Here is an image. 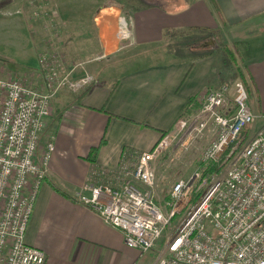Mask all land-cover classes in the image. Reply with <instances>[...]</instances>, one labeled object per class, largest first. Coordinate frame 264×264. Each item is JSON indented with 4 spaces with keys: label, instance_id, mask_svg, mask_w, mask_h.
<instances>
[{
    "label": "built area",
    "instance_id": "built-area-1",
    "mask_svg": "<svg viewBox=\"0 0 264 264\" xmlns=\"http://www.w3.org/2000/svg\"><path fill=\"white\" fill-rule=\"evenodd\" d=\"M117 37L119 50L132 38L124 15L117 20ZM38 67L42 89L0 78V264L45 263L43 251L25 241L55 147L49 135L40 150V136L56 92L94 80L87 72L73 77L76 67L62 71L56 54H41ZM197 102V110L180 116L149 150L125 149L116 165L95 167L75 198L118 228L125 245L141 254L165 235L152 264H264V131L243 143L240 137L257 118L249 93L237 79L205 90ZM205 132L212 135L196 170L173 183L170 209H164L153 192L154 162L170 136L199 138ZM218 161L220 171L204 173Z\"/></svg>",
    "mask_w": 264,
    "mask_h": 264
},
{
    "label": "crops",
    "instance_id": "crops-1",
    "mask_svg": "<svg viewBox=\"0 0 264 264\" xmlns=\"http://www.w3.org/2000/svg\"><path fill=\"white\" fill-rule=\"evenodd\" d=\"M215 2L216 6L211 0H137L129 9L132 38L122 50L118 49L117 9L101 11L97 25L103 57L93 74L90 72L94 80L78 90L62 86L56 92L39 140L41 150L53 135L55 147L25 241L43 251L44 264H139L140 258H146L127 247L122 232L78 202L75 195L91 180L95 167L116 165L124 148L149 150L180 116L197 110L200 94L233 82V73L225 68V55L218 53L213 39L227 31L240 40L258 39L251 32L253 14L248 15L258 7L256 0ZM4 8L0 6V10ZM6 20L8 14L1 17L2 22ZM8 24L1 27L5 34ZM14 35L19 45V35ZM4 56L0 66L9 58L16 61ZM249 61L245 66L251 76L264 69V54ZM16 62H25V57ZM84 72L89 73L76 70L73 77ZM36 88L42 89L43 82ZM261 111L264 113L262 106ZM101 140L91 162L90 149Z\"/></svg>",
    "mask_w": 264,
    "mask_h": 264
},
{
    "label": "rangeland",
    "instance_id": "rangeland-1",
    "mask_svg": "<svg viewBox=\"0 0 264 264\" xmlns=\"http://www.w3.org/2000/svg\"><path fill=\"white\" fill-rule=\"evenodd\" d=\"M136 1L0 0V6L4 5L6 7V9L0 10V57L9 55L10 57L13 56L16 61L22 56L25 57L23 63H17L12 58L4 62L0 66V78L16 79L35 87L41 85L42 75L37 64L39 56L43 53L58 55L64 65L62 71L76 67L75 71L78 70L79 73L84 69L88 70L89 74L94 72L99 67L98 61L101 60L99 58L101 56V46L97 25L98 17L102 14L101 11L115 7L117 9L116 21L120 15L128 18L129 9L133 8ZM145 1L161 3L164 0ZM256 4L258 9L249 12L248 15L253 14L251 17L253 21L251 32L259 35L258 39H251L250 42H248L250 38L240 40L237 34H230L228 31L213 39L218 53L225 55L227 62L225 68L233 73L232 80H242L237 68L242 71L248 84L251 108L255 111V114L259 115L252 123L253 125L251 124L245 142L250 141L256 134L264 131V113L261 111V106L264 111V69H261L256 76H251L249 69L245 66V62H251L249 60L264 54V0H256ZM7 14L9 20L2 22L1 17H6ZM8 21H10V24H8ZM18 22H20V25H17ZM7 24L10 26L8 31H11L13 35L8 31L5 34L1 30L2 26L4 28L8 27ZM22 26L25 29V39L21 38ZM18 27L20 31L17 32ZM14 34L19 37V45L16 44L17 38ZM3 36H7V38L2 39ZM203 40H206V38H203ZM227 48L234 53V62L229 61L227 58L225 54ZM22 50L24 51L22 52ZM1 100L2 94L0 93V102ZM168 131L170 130L163 132L161 136H165ZM211 135L210 132H205L199 138L186 137L179 140H177L178 138L176 140L171 138L172 136L169 137L171 140L170 145L154 162L156 185L153 192L156 202L161 207L164 206V209H170L167 196H169L173 183L178 179L187 178L196 170L200 154L210 141ZM212 164L217 168L212 172H218L222 169L220 161ZM205 171L204 173H208ZM164 239L165 235L162 236L152 250L144 254L138 251L139 256H146V258L143 256V258H140L139 264L152 263L160 252L161 243Z\"/></svg>",
    "mask_w": 264,
    "mask_h": 264
},
{
    "label": "trees",
    "instance_id": "trees-1",
    "mask_svg": "<svg viewBox=\"0 0 264 264\" xmlns=\"http://www.w3.org/2000/svg\"><path fill=\"white\" fill-rule=\"evenodd\" d=\"M212 3L216 6V2H215V0L214 1H212ZM226 56H227V58L229 59V61H232V62H234V53L229 49V48H227V50H226ZM237 70H238V72H239V75L241 76V78H242V82L244 83V85H245V87H246V89H247V91H248V93H249V89H248V84H247V82H246V79H245V77H244V75H243V73H242V71L240 70V68H237ZM190 102H193V100H190ZM185 111H187V108H186V110ZM251 128V125L249 124V125H246L243 129H242V132H241V135H240V137H241V139H242V143L243 142H245L244 140H245V137L248 135V131H249V129ZM103 144V140H101V142H100V144L98 145V146H95V147H92L91 149H90V152H89V156H88V158H89V160L91 161V162H94L95 161V158H96V156H97V153H98V151H99V148H100V146ZM125 149H127V148H124L123 149V151L125 150ZM122 151V152H123ZM122 154V153H121ZM223 158V157H222ZM212 164V163H211ZM217 168H215V165H211L209 168H208V170H206L205 172H212V171H214V170H216ZM206 174V173H205ZM168 197V199H169V196H167Z\"/></svg>",
    "mask_w": 264,
    "mask_h": 264
}]
</instances>
